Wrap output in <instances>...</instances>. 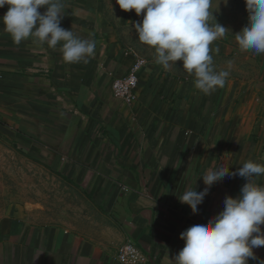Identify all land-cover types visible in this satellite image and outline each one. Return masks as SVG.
<instances>
[{"label": "crops", "instance_id": "crops-1", "mask_svg": "<svg viewBox=\"0 0 264 264\" xmlns=\"http://www.w3.org/2000/svg\"><path fill=\"white\" fill-rule=\"evenodd\" d=\"M61 26L94 39L88 62L66 63L55 48L30 37L16 45L0 8V138L78 193L74 217L41 221L17 206L0 218V264H121L117 248L133 241L144 264H176L180 233L219 213L246 179L216 182L193 214L179 196L206 186L200 175L248 160L264 165V54L241 51L235 34L210 45L214 59L251 54V77L229 70L223 88L205 95L183 62L165 69L138 39L135 10L116 0H62ZM46 7L39 11L43 13ZM209 24L214 25L209 19ZM219 49L218 52L215 49ZM138 72L132 106L114 97L112 82ZM264 185V175L256 177ZM264 228V225L261 226ZM264 260V246L254 249Z\"/></svg>", "mask_w": 264, "mask_h": 264}, {"label": "clouds", "instance_id": "clouds-1", "mask_svg": "<svg viewBox=\"0 0 264 264\" xmlns=\"http://www.w3.org/2000/svg\"><path fill=\"white\" fill-rule=\"evenodd\" d=\"M244 2L248 23L235 33V40L241 51L264 54V0ZM116 3L125 11L134 9L137 16L143 12L142 20L134 23V28L139 41L154 48L155 63L168 69L176 61H182L183 69L194 76V86L205 95L224 87L230 71L215 69L210 45L228 29L217 22L209 24L210 16L213 17L212 0H116ZM5 5L8 8L2 16L4 30L16 45L30 37L50 48L62 42L66 63H87L94 55V39L83 38L61 26L62 0H0V8ZM41 7H46L43 13L39 11ZM236 175L246 179L239 194L226 196L219 213L180 233L185 243L174 258L176 264H248L249 259H258L254 249L264 246L261 227L264 185L255 178L264 175V165L250 159L236 171H230V166L208 170L200 175L206 186L203 190L189 187L178 198L195 214L216 182Z\"/></svg>", "mask_w": 264, "mask_h": 264}, {"label": "rangeland", "instance_id": "rangeland-1", "mask_svg": "<svg viewBox=\"0 0 264 264\" xmlns=\"http://www.w3.org/2000/svg\"><path fill=\"white\" fill-rule=\"evenodd\" d=\"M209 19L228 29L225 35L239 32L248 23L244 0H212ZM220 68L235 67V77L256 74L259 62L251 54L229 59H214ZM78 193L61 184L52 174L35 162L16 144L0 138V218L17 206L30 210L41 221H61L73 218V208L81 206Z\"/></svg>", "mask_w": 264, "mask_h": 264}, {"label": "built area", "instance_id": "built-area-1", "mask_svg": "<svg viewBox=\"0 0 264 264\" xmlns=\"http://www.w3.org/2000/svg\"><path fill=\"white\" fill-rule=\"evenodd\" d=\"M145 63V59L137 56L128 73L113 79L114 97L121 99L128 106H132L136 101V89L139 85L138 72ZM116 257L121 264H144L147 261L145 254L131 240H126L118 246Z\"/></svg>", "mask_w": 264, "mask_h": 264}]
</instances>
